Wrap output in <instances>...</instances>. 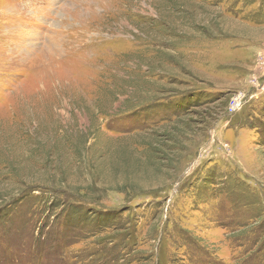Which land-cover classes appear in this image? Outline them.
I'll list each match as a JSON object with an SVG mask.
<instances>
[{
	"label": "rangeland",
	"instance_id": "1",
	"mask_svg": "<svg viewBox=\"0 0 264 264\" xmlns=\"http://www.w3.org/2000/svg\"><path fill=\"white\" fill-rule=\"evenodd\" d=\"M11 261L264 264V0H0Z\"/></svg>",
	"mask_w": 264,
	"mask_h": 264
},
{
	"label": "built area",
	"instance_id": "2",
	"mask_svg": "<svg viewBox=\"0 0 264 264\" xmlns=\"http://www.w3.org/2000/svg\"><path fill=\"white\" fill-rule=\"evenodd\" d=\"M247 101H248V97L245 98L244 96H238L234 98L229 108V114L234 115L239 111H241V109L243 108V106L246 104Z\"/></svg>",
	"mask_w": 264,
	"mask_h": 264
},
{
	"label": "trees",
	"instance_id": "3",
	"mask_svg": "<svg viewBox=\"0 0 264 264\" xmlns=\"http://www.w3.org/2000/svg\"><path fill=\"white\" fill-rule=\"evenodd\" d=\"M114 218H115V215L113 216V219L111 220V222L114 220ZM64 248L65 247H62L61 250L64 249ZM59 250H60V247H59ZM10 264H15V263L11 261Z\"/></svg>",
	"mask_w": 264,
	"mask_h": 264
}]
</instances>
